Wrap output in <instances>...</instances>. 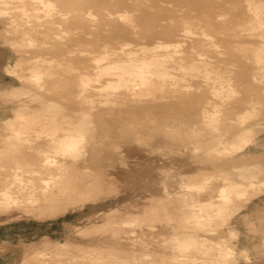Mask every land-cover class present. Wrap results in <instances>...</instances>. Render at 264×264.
Here are the masks:
<instances>
[{
  "label": "bare ground",
  "instance_id": "6f19581e",
  "mask_svg": "<svg viewBox=\"0 0 264 264\" xmlns=\"http://www.w3.org/2000/svg\"><path fill=\"white\" fill-rule=\"evenodd\" d=\"M0 35L13 53L0 76L18 82L0 86L11 111L0 118V212L52 214L96 199L108 174L92 165H112L115 154L126 166L131 151L166 144L171 154L204 158L195 172L163 166L164 195L150 197L145 209L110 208L101 223L78 228L118 237L124 226L145 225L130 237L129 259L117 238L88 246L44 238L17 264H58L52 257L59 254L78 264H230L238 257L248 264V248L229 241L240 232L233 216L264 192V0H0ZM187 96L194 120L165 107L160 120L150 118ZM157 133L161 145L142 147ZM120 138L129 139L127 149ZM175 202L181 226L168 212ZM161 211L171 230L159 246L171 250L157 259L152 222ZM214 225L227 236L210 237L220 233ZM247 228L260 231L254 221Z\"/></svg>",
  "mask_w": 264,
  "mask_h": 264
},
{
  "label": "rangeland",
  "instance_id": "374dc122",
  "mask_svg": "<svg viewBox=\"0 0 264 264\" xmlns=\"http://www.w3.org/2000/svg\"><path fill=\"white\" fill-rule=\"evenodd\" d=\"M143 1L147 5H149L150 3H152L153 0H143ZM174 7L183 9V7L181 8L180 6H174ZM155 12L161 14L162 9L156 6ZM0 40H2L1 35H0ZM51 52L52 51L50 50L42 51L43 56L51 55ZM12 55H13L12 51L8 49V47L6 46H2L0 42V64L1 63L3 64ZM35 55L39 56L38 52H34L32 56L34 57ZM223 58H229V57L225 56ZM0 81H1L0 86H4L6 84L12 85L11 83H13V85L18 84L16 80H14L12 77L10 78V76L8 75L0 76ZM190 98L192 97L187 96L184 99H182V101L175 100L172 102H167L166 103L167 105L162 104L163 106H158L154 111L150 112L149 116L150 118L155 117V119L160 120V118L163 115L167 114V112L163 113L162 111L163 108L165 107V109L170 108L171 110H173V112L174 111L180 112L183 116V118H181L183 121L187 119L190 120L194 118L193 117L194 113H191V111H185L188 108L187 101H190ZM9 114H11L9 103H5L0 100V118L7 116ZM162 136L163 135L157 133L151 139L143 143L142 147L148 148V146L150 147V145H154V146L157 144L161 145V142H162L161 139L163 138ZM117 137L119 138V136ZM167 139L170 140L169 138ZM119 140H120V143L122 144V147H121L122 150L127 149L129 147V139L120 138ZM165 146L166 144L165 145L162 144L161 148L163 150H159V151L152 150V148H149V150L144 149L145 151L144 152L142 151V153L141 152L139 153L138 151H131L130 156L132 158L126 159V163H127L126 166H122L119 164L117 160L118 157L116 154L113 157V160L114 159L115 160L113 161L112 165H109L107 161H104V164L97 163L98 165L101 164V166L92 165L93 167L95 166V168L98 167L96 168V170L98 169V170H101L102 172L107 171L108 176H106V178L103 180L101 179L100 189L102 191L98 195V197H96V199L94 200L89 199L84 204L76 203V205L68 206L65 210L58 211L52 214L51 213L41 214L39 212L28 213L23 208H16L10 211H1L0 212V263L3 261L4 263L6 261L12 262L11 264L19 263L25 249L29 246L30 247L31 246L40 247L42 245L41 244L42 240L44 241V238H46L47 240H51V242L69 240L75 244H79L82 246L95 245L98 243L99 244H104V243L112 244V242H114L115 239L117 238L123 241L124 247L125 249H127V252H124L123 255L125 258L129 259V256H130L129 252L133 247V241L130 239V237L132 238L133 234L139 233L142 229H145L146 227L145 225L143 226H140V225L124 226L122 228V231L119 234L120 236L118 237L111 236L109 231H106V232L101 231L98 234L92 236V235L79 234L78 230L80 228L89 226L93 222L101 223L104 217L103 216L104 214L102 212L105 213L110 208H120V209L122 208L121 209L122 211H136L137 212V211H140L142 208L145 209L146 205L149 204L151 201L150 197L163 196L164 188L161 185V180L163 177V172L161 168L163 166L170 167L172 174L173 173L177 174L178 172H195L199 168L203 167L204 164H202L199 159V158H203L201 157L202 153L194 154L192 151H189L184 155H181L179 152L171 154V152H168ZM109 149H110L109 146L105 149V152L107 155L111 154V151L109 152ZM170 155L171 157H168ZM210 166L211 165L207 164L208 168ZM175 177H176L175 179L170 180L172 189H176L178 186L177 181L179 178L178 176H175ZM203 197L204 196H201V198ZM177 203L178 202H175L172 206H170V208L168 209V212L173 218V220L171 221L172 225L181 226L178 220L180 219L179 215L181 213V209H180V204L179 203L177 204ZM132 205H135V206L132 207ZM123 207H125L126 209ZM243 207L245 208H242L239 213L233 216V220L234 219L236 220L237 218L238 230L241 232L242 235L239 232V236L237 237V239L235 240L232 239V242L229 241V244L233 247L235 246L236 249L243 248V247L248 248L249 257H250V259L247 260L248 264H264V244H262V242L259 241V234H261V231H264V228H263L264 227V192H261L253 196L251 200L249 201V203ZM163 213L164 211L159 212V215L158 216L156 215L157 217H154L153 219L154 222H152L153 224H155L153 234L156 236L153 243H154L156 250L159 252L158 255L156 256L157 259H161V254H160L161 252H169L171 250L170 248H163L159 246L160 244L158 242L159 238L162 237L161 235L167 236L170 234V230H171V228L165 223V220H163L165 217L164 216L160 217V215H162ZM98 215L99 217H97ZM253 221L255 223V226H257L260 229V231L255 232V231L248 230L247 228L248 224ZM215 225L213 227L219 228L220 233L219 234L218 233L209 234L210 237L227 236V232H225V230L221 228V226L216 227ZM163 226L167 228L166 229L161 228ZM182 228L184 229L185 227H182ZM132 230L134 231L133 233L131 232ZM175 230L177 232V229ZM198 232L199 234H205V231H202V230ZM65 233L68 235H66ZM78 235H81V236L78 237ZM95 236L97 237V242H96ZM105 237L106 238L108 237L110 239L107 238L108 240H105L106 239ZM39 239H41V241ZM90 240H93V241H90ZM23 246H26V247H23ZM86 249L90 250V248H86ZM83 251L85 250L83 249L79 251L76 250V253L81 254ZM49 258H50V255H49ZM52 258L57 259L58 264H78L77 262L71 263L69 260L66 261L65 254H59ZM49 261L52 262L51 258L49 259ZM79 264H83V263H79ZM98 264H101V263H98ZM149 264H153V262L149 261ZM230 264H243V260L240 259V257H238L234 263L230 262Z\"/></svg>",
  "mask_w": 264,
  "mask_h": 264
}]
</instances>
